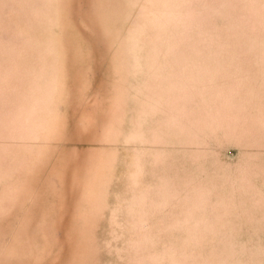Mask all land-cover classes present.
<instances>
[{"label": "rangeland", "instance_id": "1", "mask_svg": "<svg viewBox=\"0 0 264 264\" xmlns=\"http://www.w3.org/2000/svg\"><path fill=\"white\" fill-rule=\"evenodd\" d=\"M0 264H264V0H0Z\"/></svg>", "mask_w": 264, "mask_h": 264}]
</instances>
